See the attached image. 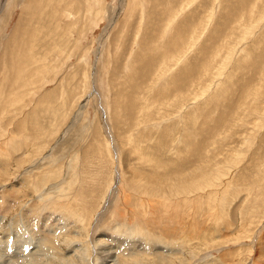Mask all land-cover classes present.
Masks as SVG:
<instances>
[{
	"label": "rangeland",
	"instance_id": "1",
	"mask_svg": "<svg viewBox=\"0 0 264 264\" xmlns=\"http://www.w3.org/2000/svg\"><path fill=\"white\" fill-rule=\"evenodd\" d=\"M0 264H264V0H0Z\"/></svg>",
	"mask_w": 264,
	"mask_h": 264
},
{
	"label": "bare ground",
	"instance_id": "2",
	"mask_svg": "<svg viewBox=\"0 0 264 264\" xmlns=\"http://www.w3.org/2000/svg\"><path fill=\"white\" fill-rule=\"evenodd\" d=\"M131 1V0H130ZM129 2V1H128ZM133 2H134V0H133ZM130 6V5H129ZM47 7V6H46ZM44 12V11H43ZM42 14V13H41ZM43 15V14H42ZM41 17V16H40ZM9 52V51H8ZM12 61H14V60H12ZM98 88V87H97ZM108 257H110L109 255H108ZM109 259V258H108ZM108 262H110V261H108Z\"/></svg>",
	"mask_w": 264,
	"mask_h": 264
}]
</instances>
